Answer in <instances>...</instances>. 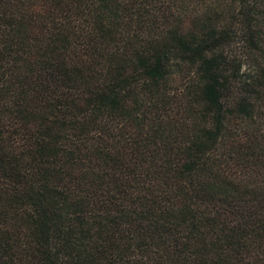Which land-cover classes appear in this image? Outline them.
I'll list each match as a JSON object with an SVG mask.
<instances>
[{"label":"trees","instance_id":"1","mask_svg":"<svg viewBox=\"0 0 264 264\" xmlns=\"http://www.w3.org/2000/svg\"><path fill=\"white\" fill-rule=\"evenodd\" d=\"M0 264H264V0H0Z\"/></svg>","mask_w":264,"mask_h":264}]
</instances>
